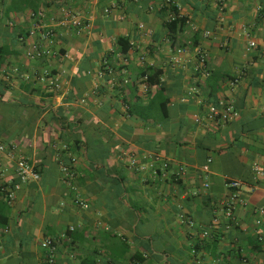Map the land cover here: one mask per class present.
<instances>
[{
    "label": "crops",
    "instance_id": "1",
    "mask_svg": "<svg viewBox=\"0 0 264 264\" xmlns=\"http://www.w3.org/2000/svg\"><path fill=\"white\" fill-rule=\"evenodd\" d=\"M165 1L0 0V187L17 180L12 153L41 174L12 205L0 191V264H46L47 238L58 264H264V0H174V30ZM62 9L87 28L58 25ZM36 45L52 54L29 59ZM221 100L239 117L211 118Z\"/></svg>",
    "mask_w": 264,
    "mask_h": 264
},
{
    "label": "built area",
    "instance_id": "2",
    "mask_svg": "<svg viewBox=\"0 0 264 264\" xmlns=\"http://www.w3.org/2000/svg\"><path fill=\"white\" fill-rule=\"evenodd\" d=\"M177 6L174 2V0H166L164 7L167 9L168 13V21H173L176 18H182L181 14H176L172 7ZM108 11V10H106ZM44 17V14L39 12L37 14V19L40 20ZM62 19L58 22V25L64 26V27H73L78 30V32L84 30L87 28V24L85 21H83L80 17L76 16L72 12L68 11L67 9H62ZM139 28L141 30L145 29V26L143 24H139ZM39 34L42 38V40H48L54 35V29L52 26H46L44 24L38 23L34 29V31L31 32V34ZM145 34H150L146 32ZM205 37L210 36V32L204 33ZM256 46V43L252 40L249 42V47L254 48ZM184 49H178L177 53L181 54L184 53ZM52 54V51L50 49L41 50L36 46H32L27 52V57L31 60L40 59L42 56H49ZM194 54L196 56V67L195 69L199 71L204 76H209L210 74V68L208 65V55L207 53L200 47L194 48ZM175 60L178 62L177 57H175ZM51 85L59 87L58 83L56 81H52ZM191 91L195 94L199 92V89L194 86ZM208 113L211 118H215L220 120L223 123H228L232 121L233 119L239 117L240 113L238 110L234 108V106L229 103L228 101L221 100L216 104H209L208 105ZM8 147L2 143H0V154H4L7 152ZM59 158L61 154H58ZM10 157L12 159H15V174H16V181H5L1 187L0 191L2 194L3 200L8 204L12 205L15 202L16 194L21 189V187L24 184L31 183V182H39L41 178V174L36 169L35 165L31 164L26 158L23 157H16L13 153L10 154ZM74 161V160H72ZM134 165V162H132ZM164 167H167V164L164 165ZM207 169V167H205ZM8 169L0 165V176L4 177L6 176ZM254 171L255 174L258 177H264V168L258 166L257 164L254 165ZM63 174H64V180L68 182L69 185H71L72 181L76 178L77 172L73 168L72 165H63ZM205 187H208V184L204 185ZM227 187L231 189V194L229 198L225 201L223 205V213L225 218L230 222L232 226H235L238 224V220L235 216V210L239 204L246 205V201L242 199L240 196V187L241 182L239 180H230L227 183ZM74 203L84 209L88 208V204L80 200L79 198H76L74 200ZM184 221L192 226L194 222L190 218H185ZM259 223V221H258ZM74 227H70L69 231H73ZM209 234V232H204L203 237H206ZM58 241L52 238H47L42 243V248L46 252V264H58L57 262V251H58Z\"/></svg>",
    "mask_w": 264,
    "mask_h": 264
},
{
    "label": "trees",
    "instance_id": "3",
    "mask_svg": "<svg viewBox=\"0 0 264 264\" xmlns=\"http://www.w3.org/2000/svg\"><path fill=\"white\" fill-rule=\"evenodd\" d=\"M167 10V9H166ZM172 10L176 13V14H178L179 12H178V8L176 7V6H174L173 5V7H172ZM170 24H169V27H170V29L171 30H174V28L176 27V26H183L184 24H185V19L182 17V18H176L175 20H173V21H168ZM128 50V45H127V48H124V52L125 51H127ZM150 69V68H149ZM152 72V74L153 75H156V76H158V72H155V71H151ZM148 80H149V83L150 84H152V83H154V81H152V76L150 77H148Z\"/></svg>",
    "mask_w": 264,
    "mask_h": 264
}]
</instances>
